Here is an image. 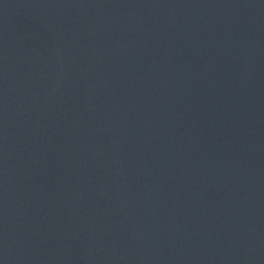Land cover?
<instances>
[{
    "label": "water",
    "instance_id": "water-1",
    "mask_svg": "<svg viewBox=\"0 0 264 264\" xmlns=\"http://www.w3.org/2000/svg\"><path fill=\"white\" fill-rule=\"evenodd\" d=\"M194 33L264 70V0H115Z\"/></svg>",
    "mask_w": 264,
    "mask_h": 264
}]
</instances>
